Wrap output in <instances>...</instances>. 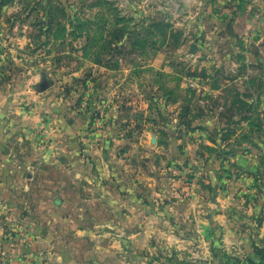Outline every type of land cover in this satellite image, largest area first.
Returning a JSON list of instances; mask_svg holds the SVG:
<instances>
[{"label":"rangeland","instance_id":"1","mask_svg":"<svg viewBox=\"0 0 264 264\" xmlns=\"http://www.w3.org/2000/svg\"><path fill=\"white\" fill-rule=\"evenodd\" d=\"M0 99L101 183L53 211L0 153V264H264V0H0Z\"/></svg>","mask_w":264,"mask_h":264},{"label":"crops","instance_id":"2","mask_svg":"<svg viewBox=\"0 0 264 264\" xmlns=\"http://www.w3.org/2000/svg\"><path fill=\"white\" fill-rule=\"evenodd\" d=\"M23 101H19V100H15V101H8L5 99H0V150H1V154H3V159L6 163L11 164L14 161L12 160V156H17V159L15 160V163H21L24 168H29L33 169L32 167V161L39 156V164L41 165V169H38V171L41 173L40 175H47V176H52V174L54 173H58V174H65V179H60V181H55V180H51L50 178H39V177H33V172L31 175V179H27V181L25 182V184H21L23 185V187L25 188H33L36 186H47L51 188V193L52 195H48V199L52 204V209L53 211H57L58 209V205L56 206L55 204H57L59 201H63L65 199L64 202H66L67 198L66 196L69 195H74V198L71 200H75L76 197L78 196V191L79 189H82L83 192L85 191V187L89 186L90 183H94L95 185H100L101 183H98L96 181H91L89 180L88 177V161L86 164H84V162H82L81 165H75V163L78 162V157L75 156V154L72 152V146L71 144L66 145V147H64L63 145H60L59 147L61 148V151L64 152L66 151L67 153V163L62 167V169L58 170V167L55 169H51L49 170V173H46V170L43 167H51V165L47 164H51V163H56L55 158H52L50 155V150L53 151H57V146H53L54 141L52 143H50V139H54V136H57L58 134L55 133V129L52 128V130L50 131V122L47 124L45 123H39V120L37 119L36 115L34 116V118L28 114V111L30 110L27 105H24L23 107L21 105H23ZM41 101L40 100H33V107L34 108H41ZM42 128V130L45 131L46 130V134L44 133L45 136L42 137H46L48 140L47 142H43L45 143V148H43V145L38 146V147H34V145H29L30 141L32 139L29 140V137L27 136V134L25 135L24 132L28 133L31 130H34V128ZM73 129V128H72ZM66 131V137L68 136V130H64L63 132ZM54 132V133H52ZM62 131L60 134V137L62 136ZM73 137V130H70V138L72 139ZM33 138V137H32ZM49 141V142H48ZM71 141V140H70ZM31 146V147H29ZM35 153V154H34ZM28 154H31L33 156V160L31 161V159H28ZM92 156V154H90ZM89 155V157H90ZM42 158V160H41ZM31 161V162H30ZM86 166V167H85ZM37 170V169H36ZM80 170H81V175H80ZM84 171L86 173H84ZM52 172V173H51ZM85 174H87L85 176ZM37 175V174H36ZM75 176H81V177H75ZM57 180V178H55ZM12 185L17 186L19 184H17L16 182H11ZM50 193V194H51ZM120 195L115 196V198L113 199V202L115 204H117V207H119L120 211H114V219H116V216L121 217L122 212H121V203L123 202V198L121 197V193H119ZM82 201L87 202L88 203V198L84 193L82 194ZM30 199V198H29ZM29 202H33V203H37V195H34L32 197V199H30ZM70 202V201H68ZM82 202V203H83ZM137 202V199L135 196H131L129 198V202L130 204H135ZM148 208L146 206V211L140 210L139 212L143 215L144 213V217L147 219V212H148ZM88 211L87 210H82V215L86 218L89 217L88 214H86ZM135 215L136 212L133 209V207H131V211H129L128 213H125V219L130 221V227H134V220H135ZM150 217V221L153 220V218L151 216ZM145 231H148L147 227L144 229Z\"/></svg>","mask_w":264,"mask_h":264},{"label":"water","instance_id":"3","mask_svg":"<svg viewBox=\"0 0 264 264\" xmlns=\"http://www.w3.org/2000/svg\"><path fill=\"white\" fill-rule=\"evenodd\" d=\"M50 87V83L47 81L45 77L42 78L41 83L39 84L40 91H45Z\"/></svg>","mask_w":264,"mask_h":264}]
</instances>
